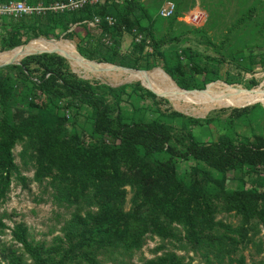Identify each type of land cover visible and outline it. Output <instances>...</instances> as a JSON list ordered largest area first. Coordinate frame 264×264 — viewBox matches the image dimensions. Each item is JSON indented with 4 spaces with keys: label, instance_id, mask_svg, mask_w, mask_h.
<instances>
[{
    "label": "trees",
    "instance_id": "1",
    "mask_svg": "<svg viewBox=\"0 0 264 264\" xmlns=\"http://www.w3.org/2000/svg\"><path fill=\"white\" fill-rule=\"evenodd\" d=\"M55 1L59 0L28 2ZM107 16L113 18L111 24ZM94 17H99V24L90 26ZM178 17L175 6L165 19L170 25ZM155 23L140 0H104L70 11L0 16V52L38 37L62 35L77 38V55L95 67L106 62L149 70L158 65L148 58L160 55L163 65L172 63L168 66L173 71L161 68L182 89L202 90L220 79L215 69L196 63L189 48L183 50L186 62L177 54L171 62L169 54L160 51L164 39L156 37ZM125 33L132 34L133 41L130 50L122 52ZM243 68L250 71L251 64ZM256 84L251 79L246 88ZM128 86L142 97H158L138 82L112 87L80 78L68 60L54 52L30 54L19 64L0 67V202L13 178L25 181L13 153L20 144L24 164L34 167L33 179L41 183L49 178L54 203L72 209L61 235L53 237L54 244L30 238L24 222L14 223L10 235L21 254L8 251L5 264H121L149 235L161 243L155 256L142 264H190L173 251L157 254L164 241L177 243L179 250L200 252L205 264H222L224 257L244 264L242 255L231 257L238 245L252 243L257 252L264 248V234L255 239L264 231V136L233 130L236 123L250 124L264 107H232L233 115L218 119L224 132L204 142L186 127L208 126L212 116L196 118L154 108L155 116L147 118V109L140 105L127 112L121 103L131 98ZM83 107L89 109L88 139L75 128L69 133L64 128L67 121L76 126L75 118L69 120L65 113L76 114ZM173 120L185 130L176 133ZM181 161L191 162L188 172L177 170ZM229 171L238 182L234 189L226 187ZM128 192L130 205L125 209ZM219 211L237 215L239 224L231 227L216 220ZM4 229L9 228L0 216V232Z\"/></svg>",
    "mask_w": 264,
    "mask_h": 264
},
{
    "label": "rangeland",
    "instance_id": "2",
    "mask_svg": "<svg viewBox=\"0 0 264 264\" xmlns=\"http://www.w3.org/2000/svg\"><path fill=\"white\" fill-rule=\"evenodd\" d=\"M140 1L150 9L152 17L156 21L155 35L164 39L160 51L169 54L171 62L176 54L180 55L183 63L186 62V53L183 50L189 48L188 51L193 55L195 62L201 67L215 69L220 79L209 82L202 90L183 91L176 86L171 77L170 79L167 77L168 74L161 68L172 70L169 67L172 66V63L163 65V57L160 55L155 58H148V62L156 63L158 66L149 69L147 72L119 69L112 67V65L103 66L104 64L98 66H103V68L97 71L98 67L89 64L77 55L75 44L78 39L69 40L63 38L62 35L58 38L50 37L51 40L39 41L41 39L39 38L38 41L31 42L30 49L28 48L24 52H20L21 48L2 51L0 52V63L2 60H18L30 53L56 50L68 57L70 69L80 78L98 81L112 87L121 84L142 83L144 87L153 92H158L160 96L155 100L147 96L142 97L140 91L132 90L128 86L127 91L130 92L131 98L125 99L121 103L127 112L132 110L133 105H140L147 109V118L155 116L154 108H159L162 111L176 110L186 116L196 118L212 116L213 122L208 126L186 127L204 142L214 140L217 135L224 132L219 120L222 121L233 115L232 107H244L254 103H259L264 107V0ZM166 1L174 3L179 15L178 19L170 25L165 18H160L158 14L159 7ZM191 10H198L203 15V19L197 25L188 24L185 21V15ZM92 33L97 34V31L94 30ZM132 39V34L125 33L123 35L120 44L122 52L130 50ZM61 45L68 48L69 51L62 49ZM70 52L75 53L83 68L78 65V62L76 63ZM247 64H251L250 71L243 68ZM160 75L175 84V87L181 91L184 102ZM174 75L175 78H180L177 73ZM195 75V80L200 81L199 76L201 75L197 73ZM223 79H229L232 82L238 81L233 84H225ZM251 79H254L257 84L249 90L250 88H246V85ZM210 99L213 100L208 105ZM204 104H206L205 107ZM17 106L26 108L24 105ZM65 114L67 119L75 118L76 121V126L67 121L64 125L65 130L69 133L75 128L76 131L84 133V139H88L87 135L90 130L89 109L83 107L78 109L76 114L74 112ZM171 124L174 125L176 133L184 129L179 126V120H173ZM233 130L249 136L253 134L264 136V110L257 111L250 124L236 123ZM20 150L21 145L17 144L13 148V153L20 173L25 177V183L13 178L6 198L0 202V216L9 228L0 232V264L6 263L4 255L8 251L16 250L17 254H21L20 246L12 240L10 235V228L14 223L24 222L28 227L30 238L36 241H44L47 244H54L53 237L61 235L60 228L69 218L72 210L69 207L54 203L51 195L52 189L47 184L49 178H45L41 183L33 179L34 167L31 163L24 164L19 155ZM190 165L191 162L181 161L177 164V170L188 172ZM232 174L231 171L227 173L226 187L230 189L236 188L238 184ZM129 198L130 192L126 195L125 209L129 208ZM216 220L231 227L237 226L240 222L237 215L224 211H219L216 214ZM219 231H223V229L219 228ZM262 234H264L263 230L255 239H260ZM146 240L139 250L132 252L130 256H126L123 259L124 263L121 264H142L145 259L155 256L154 249L161 243V240L150 235L147 236ZM163 245L164 248L160 249L157 254L173 251L183 256L185 261L190 262V264H205L200 252L179 250L176 247L177 243L164 241ZM240 255L244 258V264H263L264 262V248L257 252L252 243L245 246L238 245V249L231 254V257L237 258ZM24 258L26 259V257ZM26 262L29 261L26 259ZM222 262V264H237L235 261L230 262L228 257H224ZM103 264L112 263L103 262Z\"/></svg>",
    "mask_w": 264,
    "mask_h": 264
},
{
    "label": "built area",
    "instance_id": "3",
    "mask_svg": "<svg viewBox=\"0 0 264 264\" xmlns=\"http://www.w3.org/2000/svg\"><path fill=\"white\" fill-rule=\"evenodd\" d=\"M29 0H10L8 2H0V16H13L18 17L22 14L34 15L43 13L46 10L51 11H70L82 7L84 4H96L103 2L104 0H59L48 5H44L41 2L29 3ZM175 11V5L172 1H166L159 7L158 14L163 18L170 17ZM185 21L188 24L197 25L203 19V15L198 10H191L185 15ZM106 22L111 24L113 18L110 16L105 17ZM90 26H96L99 24V17H94L93 21L88 22ZM140 36L136 38L139 40ZM107 42V40L105 39Z\"/></svg>",
    "mask_w": 264,
    "mask_h": 264
},
{
    "label": "water",
    "instance_id": "4",
    "mask_svg": "<svg viewBox=\"0 0 264 264\" xmlns=\"http://www.w3.org/2000/svg\"><path fill=\"white\" fill-rule=\"evenodd\" d=\"M38 38H43V37H38ZM43 39H48V38H43ZM49 40H51V39H49ZM27 44V42L26 43H24V44H22V45H19V46H25ZM18 47V46H17ZM15 48V47H14ZM13 49V48H12ZM43 52H49V53H51V52H54V53H57V54H59V55H61V56H63L64 58H68L65 54H63V53H60V52H58V51H56V50H51V51H43ZM37 53H42V52H37ZM30 54H34V53H30ZM30 54H27V55H30ZM27 55H24L23 57H25V56H27ZM81 55V54H80ZM82 56V55H81ZM23 57H21L20 59H13V60H8V61H6V62H2V63H0V67H2V66H5V65H9V64H19L20 63V60L23 58ZM84 59H86L87 61H91V62H95L96 64H99V63H102V62H96L95 60H90V59H87V58H85L84 56H82ZM68 60V59H67ZM105 64H110V65H112V67H114V68H119V69H130V70H135V71H143V72H147L148 70H138V69H132V68H129V67H124V66H118V65H115V64H111V63H106L105 62ZM173 81V80H172ZM174 82V81H173ZM175 83V82H174ZM211 83V82H210ZM224 83V82H223ZM142 86H143V84L142 83H140ZM208 84V83H207ZM207 84L205 85V87L207 86ZM225 84H227V83H225ZM144 87V86H143ZM178 87V86H177ZM144 88H146V87H144ZM180 88V87H179ZM146 89H148L149 91H151V92H153L152 90H150L149 88H146ZM181 90H183V91H189V90H186V89H182V88H180ZM249 90H251V88L249 89ZM154 94H156V95H158V96H160V94H158V92L156 93V92H153ZM162 97V96H161Z\"/></svg>",
    "mask_w": 264,
    "mask_h": 264
},
{
    "label": "bare ground",
    "instance_id": "5",
    "mask_svg": "<svg viewBox=\"0 0 264 264\" xmlns=\"http://www.w3.org/2000/svg\"><path fill=\"white\" fill-rule=\"evenodd\" d=\"M56 41H59V40H56ZM31 44V43H30ZM30 44H26L25 46H20V47H17V48H21L20 49V52H24L25 50H27L28 48L30 49ZM17 48H13L12 50H14V49H17ZM61 48L62 49H67L68 50V48H66L65 46H63V45H61ZM37 49V48H36ZM69 51V50H68ZM13 52V51H12ZM70 55L75 59V61H76V63L78 62V65L81 67V62H80V60L75 56V53H73V52H70ZM7 59H10V58H7ZM2 62H6L5 60H2L1 61V63ZM107 66H110L109 64L107 65ZM81 68H83V67H81ZM103 67H98V69H97V71H100V69H102ZM128 70H130V69H128ZM132 75H136V74H132ZM162 78H163V80L165 81V82H167L168 84H169V86L172 88V90L174 91V92H176V93H178L179 94V96H180V98H181V101H183V96H182V94H181V91L179 90V89H177V87H175V85L171 82V81H169V80H167L163 75H160ZM145 77V76H144ZM177 86V85H176ZM212 100L213 99H210L209 100V102H208V105L212 102ZM184 102V101H183ZM205 105L206 104H204V107H205Z\"/></svg>",
    "mask_w": 264,
    "mask_h": 264
}]
</instances>
